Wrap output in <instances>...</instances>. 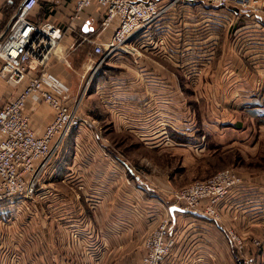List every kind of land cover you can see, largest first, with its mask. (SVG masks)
Returning a JSON list of instances; mask_svg holds the SVG:
<instances>
[{
  "label": "crops",
  "instance_id": "obj_1",
  "mask_svg": "<svg viewBox=\"0 0 264 264\" xmlns=\"http://www.w3.org/2000/svg\"><path fill=\"white\" fill-rule=\"evenodd\" d=\"M22 1L0 0L2 33ZM248 1L255 8L251 15L239 13L237 3L226 9L180 5L139 38L137 53L101 62L94 42L108 41L119 21L103 26L97 5L78 13L77 0H39L29 19L59 27L67 60L48 65L45 90L57 94L65 86L70 97L82 99L81 112L92 125L65 139L44 174L49 182L38 194L39 210L28 216L32 220H17L26 200L0 213L2 241L12 246L22 229L29 261L59 264L65 250L59 234L76 231L73 243L79 252L84 247V258H69L72 263L140 264L147 236L169 217L174 246L163 264H264V165L241 171L244 188L221 206V221L172 200L182 188H175L172 151L183 157L192 147L202 152L206 135L223 129L236 141L255 121L264 129V0ZM24 86L0 78V108ZM189 87L192 94H222L218 119L198 125L187 108ZM24 112L39 135L54 119L35 98ZM145 162L149 168L143 170ZM10 224L19 233L12 235ZM227 229L244 239L243 256Z\"/></svg>",
  "mask_w": 264,
  "mask_h": 264
},
{
  "label": "built area",
  "instance_id": "obj_2",
  "mask_svg": "<svg viewBox=\"0 0 264 264\" xmlns=\"http://www.w3.org/2000/svg\"><path fill=\"white\" fill-rule=\"evenodd\" d=\"M237 3L242 15L254 13L247 0H77L76 12L97 5L102 11V25L119 21L115 33L106 42H94V55L104 62L116 54H135L137 41L171 17L180 5H209L229 8ZM39 0H23L12 18L7 32L0 31V77L16 88L25 84L16 99L0 108V213L19 200H31L65 139L92 121L81 112L82 99L69 96L65 86L55 94L46 91L47 68L53 61L67 62L62 49L63 32L51 22L37 23L29 19ZM35 98L54 113L53 121L42 135L32 129L24 111ZM245 180L233 169L220 171L205 181H196L172 194L175 205L221 221L220 208L228 199L238 196ZM8 220L1 221L7 227ZM172 221L163 218L145 240L140 264H163L171 254L174 238L170 236ZM236 251L243 256L245 241L233 229H227ZM77 237V236H76ZM253 245L260 246L259 241Z\"/></svg>",
  "mask_w": 264,
  "mask_h": 264
},
{
  "label": "rangeland",
  "instance_id": "obj_3",
  "mask_svg": "<svg viewBox=\"0 0 264 264\" xmlns=\"http://www.w3.org/2000/svg\"><path fill=\"white\" fill-rule=\"evenodd\" d=\"M82 94L84 95V93ZM185 94L187 99V108L191 111V116L197 121L198 125L201 124L203 127V121H207L208 119H218L215 115L218 113L216 108L219 107L222 102L221 93L192 94V91L189 87L187 88ZM83 95H80V97ZM236 115L240 117V114L236 113ZM260 130H262L263 133H260ZM246 132L247 133H245L244 136L240 134V138L236 141H233L231 139L232 136L228 135L224 129L216 135L209 136L208 134L206 135V139L203 140L204 150L200 152L196 151V149L192 147L189 149L190 152L186 154V157L179 155L177 151L176 156H173L174 153L172 151L170 155V163L174 182L177 181L175 183V188H183L193 184V182L196 181L208 180L211 178V176L213 177V175H216L225 169H233L234 171L241 174V171L244 169H254L249 167L250 165L253 167L264 165V129L260 128L259 124L255 121L249 124V129H247ZM248 132L250 134H248ZM165 162L167 163V160H165ZM146 163L147 162L140 164V166H144L143 170L149 168V163ZM256 169L258 168H255L254 170ZM42 177L43 179L35 197L31 200H28L27 203L25 202L21 205V207H19L18 215L20 217L17 219L18 221H24L26 219L32 220V218L28 216L35 214L39 210L40 201L38 199L40 197L38 194H42L40 192L41 189L49 182L48 178L45 177L44 174ZM44 190H46L45 187ZM17 226L18 225H14V229H16V232L19 233ZM14 229H11L12 235L14 233ZM22 231L23 230L20 229V235L16 240L17 242H14L11 239L12 246H10V243L2 241L0 236V264L39 263L38 260L29 261L30 256L25 253V249L23 247L24 241ZM59 239L65 244L64 257L61 261L62 263L59 264H85L83 262L84 260L82 259H76V262L73 263V260H69V258H79V256L84 258L82 251L84 247L81 248L79 252L78 247H75L76 244L73 243L75 240H79L78 233L76 231H63L61 234H59ZM69 241H71V244ZM40 243L41 240L39 241V244ZM100 248L102 247H98V249Z\"/></svg>",
  "mask_w": 264,
  "mask_h": 264
},
{
  "label": "water",
  "instance_id": "obj_4",
  "mask_svg": "<svg viewBox=\"0 0 264 264\" xmlns=\"http://www.w3.org/2000/svg\"><path fill=\"white\" fill-rule=\"evenodd\" d=\"M175 209H177V208H173V209L171 210V212L173 213Z\"/></svg>",
  "mask_w": 264,
  "mask_h": 264
},
{
  "label": "bare ground",
  "instance_id": "obj_5",
  "mask_svg": "<svg viewBox=\"0 0 264 264\" xmlns=\"http://www.w3.org/2000/svg\"><path fill=\"white\" fill-rule=\"evenodd\" d=\"M1 78V77H0Z\"/></svg>",
  "mask_w": 264,
  "mask_h": 264
},
{
  "label": "trees",
  "instance_id": "obj_6",
  "mask_svg": "<svg viewBox=\"0 0 264 264\" xmlns=\"http://www.w3.org/2000/svg\"><path fill=\"white\" fill-rule=\"evenodd\" d=\"M212 177V176H211Z\"/></svg>",
  "mask_w": 264,
  "mask_h": 264
}]
</instances>
